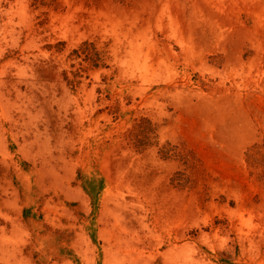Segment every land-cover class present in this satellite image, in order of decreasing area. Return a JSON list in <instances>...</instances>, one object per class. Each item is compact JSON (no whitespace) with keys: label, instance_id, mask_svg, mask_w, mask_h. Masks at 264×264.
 Returning <instances> with one entry per match:
<instances>
[{"label":"rangeland","instance_id":"rangeland-1","mask_svg":"<svg viewBox=\"0 0 264 264\" xmlns=\"http://www.w3.org/2000/svg\"><path fill=\"white\" fill-rule=\"evenodd\" d=\"M0 264H264V0H0Z\"/></svg>","mask_w":264,"mask_h":264}]
</instances>
